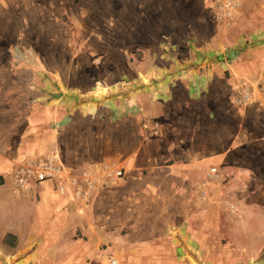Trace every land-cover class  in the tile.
<instances>
[{
    "label": "rangeland",
    "instance_id": "obj_1",
    "mask_svg": "<svg viewBox=\"0 0 264 264\" xmlns=\"http://www.w3.org/2000/svg\"><path fill=\"white\" fill-rule=\"evenodd\" d=\"M0 34V73L15 79L17 112L19 103L32 112L41 144L56 149L84 189L92 165L98 191L111 183L103 176L109 165L120 160L133 161L136 176L138 148L150 143L155 152L156 143L168 142L162 138L179 137L171 126L197 129V155L204 158L195 202L184 212L171 199L164 204L148 195L144 218L129 209L123 229L114 228L120 214L105 207L75 220L48 212L47 219L70 222L55 242L13 212L11 221L9 208L33 217L39 201L10 197L11 185L0 182V264H264V0H0ZM109 110L144 116L115 122L87 113ZM46 112L85 116L54 128L57 139ZM177 112L206 115L195 118L196 126ZM163 163L171 165L169 158ZM88 215L104 221L97 236L111 239L91 243L75 233L78 218ZM33 234L45 239V254L36 253Z\"/></svg>",
    "mask_w": 264,
    "mask_h": 264
},
{
    "label": "crops",
    "instance_id": "obj_2",
    "mask_svg": "<svg viewBox=\"0 0 264 264\" xmlns=\"http://www.w3.org/2000/svg\"><path fill=\"white\" fill-rule=\"evenodd\" d=\"M9 43L10 42L8 40L7 50H9L10 47ZM14 83L15 79L10 78L8 75H6V73H0V182L2 186L11 185V189L13 190L10 191V197H15L13 193H19L16 197H19L20 193H22L23 197L27 198L29 201H32L33 199L39 201V205L35 211L36 215L33 217H31V212L28 210L26 211L25 208L23 212L18 211L21 210L20 207L13 210L9 208L7 216L12 218V222L14 217H12L11 214L13 212L14 215L17 214L19 216L17 218L24 219L23 221L25 223V227L26 224L30 222L32 224L30 226L35 229H39V236L46 235V232L43 231L47 229L48 233L46 237H54L55 242L57 240L56 236H58V232H63L66 228H68L67 226L70 225V222H67L66 218L65 220L62 218L55 221L52 219V217L47 219L45 213L47 214L48 212H51V214H55L56 212L60 214L69 213L70 215H74L73 218L75 220V218L87 212L90 207L93 209L92 211L96 210L97 212H101V209L105 207L104 211L113 214H120L119 218H123V221L119 222L117 225H114V228L119 227L123 229V226H127V212L129 209L136 212L137 217L142 219L144 218L143 214L146 212L144 209V197L146 195L158 197L160 202L164 204H167V201L169 202V199H171L175 201V204L181 205L183 212L185 211L186 206L191 207L192 203L195 202L193 201V194L195 195V192L199 191L202 182L200 180H196V178L199 177V179H201L200 175L202 173L201 168L204 163V158L198 157L197 155V149L201 150V146L198 147L197 138L195 136L198 130L190 126L188 130L172 129L171 126L169 131L180 134V136H167L162 138V140L166 139L168 142L156 143L155 145H157V149L155 152L148 150L149 145L152 146L154 144L146 143L142 147H139L138 150L143 149V151H137L136 153L137 156L134 162L139 167L138 172L136 171V176L132 175L133 161L128 160V162L125 161L124 163L120 160L118 164H115L116 166L114 164L109 165L111 168L116 167L118 170L123 171L124 175L122 177L103 175L104 177L110 178L111 180L107 181L111 182L112 184L108 183L107 187L100 189L99 191L96 187V182L98 179L96 174L97 172H92L95 171L98 166H91V173L88 172V175L85 176L86 178H84L86 183L84 185V189L80 183L78 184V181L80 182L82 177L76 178L75 176H72V174L69 175L67 168H65L63 165L64 174L58 179L35 182V184L33 183L34 185L31 184L30 189H23L21 192V190L13 186V184H16L14 178L16 171L23 164H25L26 161L33 159V157L37 156L45 158L48 155H55L56 153H52V151H56V149H50V152H48L46 150L47 146L41 144L42 137L38 136L41 134V129L37 130L36 127H33L37 124V122L33 120L32 112H26L24 107L21 109L20 103L18 109L19 112H17L16 96L13 89H11V86H13ZM28 84L30 94V81ZM97 101L98 103L105 102L104 99ZM81 113L82 116H85L84 112H70V115L69 112H67L65 117L63 112H46L48 119L47 125L51 126L53 129H59L60 127L58 126L63 125L66 119L71 118L72 121V119L75 117L81 116ZM87 113L90 118H109L115 122L129 120V117L131 116H144V112H110V110L107 112ZM204 115H206V112L174 113V116H185V118L187 116L192 117L193 120H190V125L192 122L195 124V121H198L195 119L196 117H201ZM185 118L184 120H186ZM169 124L170 123L167 122L165 123L164 127L162 126V132H166L168 130ZM34 132L35 134L32 136L31 134ZM182 132H189L190 135L182 136ZM53 133H60V130H51L50 134ZM32 137L37 138L31 140ZM45 137H48V135ZM56 138L58 139V134L56 135ZM167 158H169L171 161V165L168 167L163 163ZM194 164L198 166L197 172L188 173L186 171H182L186 165H188L189 168H192ZM65 166L68 167L66 164ZM167 169H171V171H173L172 173H174V175H172V179H170L169 175H166ZM177 171L179 172L176 173ZM175 179L178 180L179 185H176V183L173 184ZM134 182L136 183V188H131H134L136 192L135 190L129 189V184ZM195 182H198L199 185H197ZM73 198L75 199L73 200ZM87 202H89V204H86ZM15 203L17 205L21 204L17 200ZM172 204L174 205V202ZM32 221H34L35 224H33ZM73 227L75 229V233L80 231L83 233V236L86 235L88 237V241L91 243H96L97 239H111V236H107L105 234L102 236H97V230L100 228L105 229V224L103 220L94 219V215H88V220H79L78 218ZM128 227L131 229L138 228L139 226L137 224H130ZM140 227L142 228V224ZM36 236L38 235L33 234L31 236L33 237L32 243L34 245L36 242H38L35 239ZM61 238L64 237L60 236L58 242L56 243L59 244ZM44 240H40V242H38L39 248L37 249L36 253L40 251V253L45 254V250H42V246L45 244ZM34 255L35 252H32L30 256Z\"/></svg>",
    "mask_w": 264,
    "mask_h": 264
},
{
    "label": "built area",
    "instance_id": "obj_3",
    "mask_svg": "<svg viewBox=\"0 0 264 264\" xmlns=\"http://www.w3.org/2000/svg\"><path fill=\"white\" fill-rule=\"evenodd\" d=\"M64 174V168L56 155L47 157H36L25 162L15 173L16 185L21 189H30L35 182L56 180ZM106 174L109 176L122 177L123 171L116 167L107 168ZM115 264L116 261H113Z\"/></svg>",
    "mask_w": 264,
    "mask_h": 264
}]
</instances>
